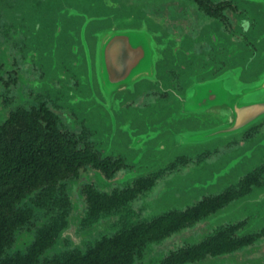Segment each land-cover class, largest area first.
Wrapping results in <instances>:
<instances>
[{
  "label": "flooded vegetation",
  "instance_id": "1",
  "mask_svg": "<svg viewBox=\"0 0 264 264\" xmlns=\"http://www.w3.org/2000/svg\"><path fill=\"white\" fill-rule=\"evenodd\" d=\"M38 6L73 19V31H35L30 12ZM113 10L124 19L121 31L184 39L187 60L166 71L175 91L189 76L229 72L235 56L249 66L259 52L253 10L233 0H0V225L12 263L264 264V215L233 209L264 187V158L203 192L189 177L264 135V120L210 149L129 160L107 148L95 112L76 106L86 81L79 67L91 68L92 83L111 81L93 62L112 61L110 38L100 34L110 31ZM121 57L125 63V50ZM151 62L124 108L169 97L152 83L159 70ZM255 80L261 90L264 71Z\"/></svg>",
  "mask_w": 264,
  "mask_h": 264
},
{
  "label": "water",
  "instance_id": "2",
  "mask_svg": "<svg viewBox=\"0 0 264 264\" xmlns=\"http://www.w3.org/2000/svg\"><path fill=\"white\" fill-rule=\"evenodd\" d=\"M233 1L251 6L257 19L254 38L259 52L250 58L249 66L242 65L240 56H235L229 72L215 78L199 81L189 76L183 80L180 91L168 86L166 71L187 60L189 50L181 48L184 39L167 31H121L124 19L112 11L110 31L100 34L102 38H110L112 61L110 64L93 62L95 69L106 72L111 81L92 83L88 79L91 68L79 67L86 81L83 91L74 98L76 106L88 117L95 112L97 123L103 127L99 129L101 138L108 142L107 148L129 160H138L148 151L152 158L166 161L225 143L264 120V87L255 89L257 71H264V0ZM35 10L30 12L35 31H73V19L45 14L43 6ZM35 12L43 14L33 18ZM122 50L127 53L125 63L121 62ZM70 53L71 50L69 57ZM153 57L157 61L159 78L152 83L160 88L165 86L169 97L145 109L124 108L139 92L141 82L135 80L140 67L146 62L151 65ZM263 158L264 135L201 169L197 176H189L195 180L192 189L203 192L233 182ZM200 175L204 177L198 178ZM242 208L264 215V187L254 190L233 209Z\"/></svg>",
  "mask_w": 264,
  "mask_h": 264
},
{
  "label": "trees",
  "instance_id": "3",
  "mask_svg": "<svg viewBox=\"0 0 264 264\" xmlns=\"http://www.w3.org/2000/svg\"><path fill=\"white\" fill-rule=\"evenodd\" d=\"M7 213L0 212V216H3L1 222L6 219ZM6 227L0 225V264H13L11 261V256L9 254V246L11 245V239L7 237L5 233Z\"/></svg>",
  "mask_w": 264,
  "mask_h": 264
}]
</instances>
